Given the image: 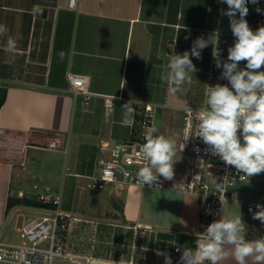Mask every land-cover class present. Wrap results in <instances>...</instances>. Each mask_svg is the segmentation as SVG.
Instances as JSON below:
<instances>
[{
	"label": "crops",
	"instance_id": "0c3cea01",
	"mask_svg": "<svg viewBox=\"0 0 264 264\" xmlns=\"http://www.w3.org/2000/svg\"><path fill=\"white\" fill-rule=\"evenodd\" d=\"M261 2L247 4L245 19L253 31L258 29ZM64 3L0 0V24L9 30L0 37V231L8 222L15 230L32 214L17 210L22 203L8 204L25 200L26 190L38 182L60 192V207L71 215L65 220L67 251L90 257L87 264L150 263L157 251L168 254L176 242L195 249L208 221L197 195L135 183L94 189L87 182L97 173V160L104 154L101 145L136 136V118L130 127L120 123L121 106L129 100L160 105L157 116L164 115V120H156L157 132L179 143L183 108L204 102L213 47L204 48L200 59L192 57L197 71L183 94L170 93L161 73L170 56L190 51L197 37L207 39L214 31L233 36L229 18L221 14L227 4L80 0L79 7L71 9ZM8 36L16 41L15 49L7 48ZM68 72L89 76V90L95 95L88 103L82 94H72ZM105 96H119L109 110ZM52 142L56 148L49 146ZM175 159L171 181L179 182L188 159L178 149ZM260 175L247 182L260 181L262 188L238 189L237 198L225 201L221 218L242 216L246 200L264 205V172ZM245 226L246 239L264 237L261 221ZM219 264L236 261L229 255ZM246 264H255L254 258Z\"/></svg>",
	"mask_w": 264,
	"mask_h": 264
},
{
	"label": "clouds",
	"instance_id": "9594fccd",
	"mask_svg": "<svg viewBox=\"0 0 264 264\" xmlns=\"http://www.w3.org/2000/svg\"><path fill=\"white\" fill-rule=\"evenodd\" d=\"M226 3V11L221 10L230 21V29L235 38L234 44L228 48L226 61L220 60L218 49L219 32L214 31L207 39L203 36L193 41L190 51L170 56L165 70L161 73L162 82L169 85L172 94H183L185 84H191L197 71L192 57L201 58L204 48L213 47V57L217 68H222L221 79L228 85L217 83L207 86L203 108H189L188 115L195 120V136L208 146L211 155L218 156L226 165L233 166L240 179L252 177L264 172V26L253 31L245 17L248 15L249 0H220ZM256 4L257 0H250ZM260 9L257 8V12ZM239 13V18H237ZM8 28L0 24V37L6 36ZM7 48L15 49L16 41L8 36ZM63 57V53L60 54ZM241 61H246L243 69ZM122 126L134 124L135 108L131 100L121 106ZM158 130L150 127L144 134V143L140 145L139 155L145 164L136 173V179L142 186L159 188V178L172 180L173 165L177 161L176 141L165 135H154ZM181 147V151L184 148ZM127 145H118L115 154L126 151ZM215 189L225 192L223 181L209 172ZM199 179V175L195 177ZM227 178V177H225ZM258 209L253 219L264 223V205L257 204ZM251 211V209H250ZM245 223L242 216L235 215L230 219L221 218L209 224L196 239L195 249H178L182 251L180 264H219L220 261L233 256L236 264H246L253 257L255 264H264V237L256 240L245 238ZM165 264H171V258L165 255Z\"/></svg>",
	"mask_w": 264,
	"mask_h": 264
},
{
	"label": "built area",
	"instance_id": "2783aa9c",
	"mask_svg": "<svg viewBox=\"0 0 264 264\" xmlns=\"http://www.w3.org/2000/svg\"><path fill=\"white\" fill-rule=\"evenodd\" d=\"M79 4L80 0H65L63 6L77 9ZM261 26H264V0L261 2L258 18V28ZM234 41V36L219 32L218 49L221 61L227 60L228 48L234 44ZM245 65L246 61L239 63L241 69ZM260 70L264 71V66ZM222 71V68L216 67L212 48L205 93L207 86H214L217 83L228 85L231 88L226 79L220 78ZM67 79L72 94L74 96L82 94L86 103L95 95L89 90V76L68 72ZM116 98H119V96H105L106 110L113 106V101ZM205 99L206 96L204 95V102ZM132 102L135 108L134 119L136 118L139 124L136 136L114 145L105 144L100 146V150L104 154L98 158L96 163L97 173L89 176L87 187L97 189L102 185L113 183L140 184L136 179V173L145 164V161L139 155L140 145L145 142L144 134L147 129L153 126L156 127L158 107L160 105L148 101L132 100ZM204 102L200 107L186 106L183 108L182 135L181 140L177 144V149L181 151L182 145H185L181 151L188 159L184 179L179 182H173L160 177L158 183L160 185L159 188H177L183 192L197 195L202 213L208 218V221L203 223L204 228H206L213 221L220 220L223 206L227 199L238 197L237 184L254 178H262V176L258 174L250 178L244 177L240 179L244 175L243 173H238L233 166L226 165L218 156L211 155L208 146L199 137H194L196 122L192 116L188 115V110L189 108L193 110L203 108ZM154 135L159 134L156 132ZM121 144L127 145V149L116 155L115 149ZM49 146L57 147L55 142L50 143ZM22 166H25L24 162H22ZM209 172L217 179V183L223 181L225 192L215 189L208 175ZM197 175H199V179L195 178ZM25 199L30 202L18 204L16 208L17 210L27 209L32 214L28 215L21 224H17L15 227V231L21 239L20 243L8 242L0 238V264H54L59 258L65 260L67 264H87L90 257L76 255L67 251L65 220L71 215L60 207V192L54 191L48 184L34 182L26 190ZM257 204L260 203L254 200L245 201V207L242 212L244 223L256 221V219L252 218V215L257 211ZM74 218L78 219L77 217ZM186 248L191 247L176 242L168 254L162 256V253L157 251L155 259L150 263L143 264H165V255L170 257L171 261H176L180 264L182 251H178V249Z\"/></svg>",
	"mask_w": 264,
	"mask_h": 264
},
{
	"label": "rangeland",
	"instance_id": "374dc122",
	"mask_svg": "<svg viewBox=\"0 0 264 264\" xmlns=\"http://www.w3.org/2000/svg\"><path fill=\"white\" fill-rule=\"evenodd\" d=\"M260 71H262V70H260ZM157 117H158L157 118L158 122H162L164 120V115H158ZM30 186H31V182L29 183V187ZM236 188L241 189V190H256V189L262 188V183L260 181H256V183H254V182H242V183L237 184ZM260 225H262V224H260ZM0 238L2 240L8 241V242H13V243H20L21 242V239L18 237L17 232L11 228L10 222L6 223V225H4L3 228L1 229ZM60 260H62V261H60ZM54 264H66V261L59 258L55 261Z\"/></svg>",
	"mask_w": 264,
	"mask_h": 264
},
{
	"label": "trees",
	"instance_id": "16d2710c",
	"mask_svg": "<svg viewBox=\"0 0 264 264\" xmlns=\"http://www.w3.org/2000/svg\"><path fill=\"white\" fill-rule=\"evenodd\" d=\"M3 100V99H2ZM2 100L0 101V105L2 104ZM30 201L25 200H21V201H10L9 202V207H12L13 205L17 204V203H29ZM31 203H35V202H31Z\"/></svg>",
	"mask_w": 264,
	"mask_h": 264
}]
</instances>
